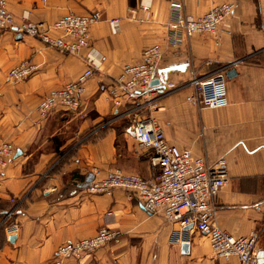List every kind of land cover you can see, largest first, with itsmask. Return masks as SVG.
Here are the masks:
<instances>
[{"label": "crops", "instance_id": "crops-1", "mask_svg": "<svg viewBox=\"0 0 264 264\" xmlns=\"http://www.w3.org/2000/svg\"><path fill=\"white\" fill-rule=\"evenodd\" d=\"M170 1L8 0L17 21L25 13L49 24L67 12L98 11L90 33L103 59L77 110L41 116L39 100L76 79L86 63L15 29L0 30V139L15 146L0 166V264H46L59 244L90 237L103 226L117 232V242L63 264H237L235 257H214L207 234L147 213L126 190L85 189L111 169L152 177V153L131 132L134 121L146 115L157 119L169 143L209 163L224 159L229 180L214 198L217 223L234 236L259 230L255 254L264 251V0H183L192 16L224 2L233 3L234 11L218 33H197L173 48L164 44ZM142 6L148 10L140 11L141 20L125 18L127 9ZM115 17L122 19L118 32L109 23ZM153 43L164 47L155 92L168 83L175 87L154 95L150 104L131 97L114 108L108 88L122 66L138 61ZM24 60L37 70L19 83L6 82L8 69ZM224 68L225 74L234 70L225 75V107L199 108L187 101L191 79ZM13 208L18 230L8 233L6 215Z\"/></svg>", "mask_w": 264, "mask_h": 264}, {"label": "built area", "instance_id": "built-area-1", "mask_svg": "<svg viewBox=\"0 0 264 264\" xmlns=\"http://www.w3.org/2000/svg\"><path fill=\"white\" fill-rule=\"evenodd\" d=\"M168 8L164 44L173 48L194 34L218 33L223 21L233 13L234 4H214L199 16L187 14L183 0H171ZM141 10L147 11L148 6L127 9L125 18L141 20ZM99 17L98 11L83 14L67 12L48 24L31 21L25 13L17 21L8 7V0H0V30L15 29L46 47L57 50L61 55L80 56L86 63L85 69L76 79L50 90L39 100L36 106L39 115H47L54 109L73 112L79 108L86 82L103 59V55L91 42L90 33L91 25ZM121 21L120 17L109 19L114 31H119ZM163 55V45L153 43L143 49L138 61L122 66L119 75L108 88V97L114 108L120 107L125 98L131 97L144 99V102L150 104L154 95L166 94L175 87L168 83L156 93V87L151 85ZM36 70L37 65L24 60L8 69L5 80L11 84L19 83ZM225 70L226 68L218 69L191 79L188 86L192 88V93L187 96V101L199 108L225 107L228 104ZM131 132L137 145L152 153V177L146 179L140 175L111 169L103 178L92 180L85 189L89 193L109 192L115 188L126 190L137 198L147 213L160 214L166 221L178 223L180 227L192 225L199 232L207 234L214 257H235L237 264H257L255 249L260 231L256 229L244 236H234L222 229L216 220L214 198L229 180L224 159L219 158L209 163L204 158L193 155L190 149L169 143L163 127L151 115L134 121ZM14 153L15 146L0 139V166H5ZM15 212V208L7 212L8 233L18 230V223L14 221ZM118 239L115 230L100 227L90 237L59 244L46 264H63L67 257L80 258L110 242H117Z\"/></svg>", "mask_w": 264, "mask_h": 264}, {"label": "water", "instance_id": "water-1", "mask_svg": "<svg viewBox=\"0 0 264 264\" xmlns=\"http://www.w3.org/2000/svg\"><path fill=\"white\" fill-rule=\"evenodd\" d=\"M234 74V70H229L226 72V76L227 77H231V75ZM159 84L158 79H153L151 81V85L156 87ZM15 237V235H10V237L8 238L10 241L13 240V238ZM182 246V251L183 253H187L188 252V248H189V244L186 240H183L181 243ZM256 259H257V264H264V251H260L256 254Z\"/></svg>", "mask_w": 264, "mask_h": 264}]
</instances>
